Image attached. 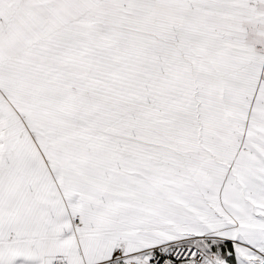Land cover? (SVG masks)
<instances>
[{
  "label": "snow or ice",
  "instance_id": "snow-or-ice-1",
  "mask_svg": "<svg viewBox=\"0 0 264 264\" xmlns=\"http://www.w3.org/2000/svg\"><path fill=\"white\" fill-rule=\"evenodd\" d=\"M0 264H264V0H0Z\"/></svg>",
  "mask_w": 264,
  "mask_h": 264
}]
</instances>
